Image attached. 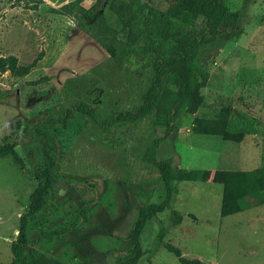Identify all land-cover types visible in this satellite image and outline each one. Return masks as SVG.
I'll use <instances>...</instances> for the list:
<instances>
[{
	"label": "rangeland",
	"instance_id": "rangeland-1",
	"mask_svg": "<svg viewBox=\"0 0 264 264\" xmlns=\"http://www.w3.org/2000/svg\"><path fill=\"white\" fill-rule=\"evenodd\" d=\"M74 1L40 0L33 9V0H0V57L15 56L20 65H29L45 53L28 76H0V90L8 92L0 100V140L16 142L25 163L22 168L11 157L0 158V264L12 262L20 217L29 210L30 197L49 165L47 140L61 175L96 189L76 192L56 177L47 199L60 212L49 215L46 208L30 224V239L43 253L67 264L127 261L133 248L128 238L141 209L165 199L158 168L142 160L149 145L166 132L154 125L153 117L111 129L77 112L67 125L60 122L80 102L92 105L103 120L130 111L142 103L153 78L152 69H144L137 57L129 67L119 64L94 36L77 27L73 16L54 12ZM113 1L135 0H82L75 9L100 5L107 22L121 30L110 10ZM144 1L162 10L172 4ZM224 1L229 10L225 35L204 47L197 60L211 80L202 93L206 106L196 116L217 118L222 107L231 106L237 114L233 128L246 135L240 144L197 135L189 131L194 115L178 118L181 134L162 142L156 158L183 170L185 179L171 208L159 220L147 222L141 238L145 255L138 264H181L166 245L206 264H264V205L222 218L223 186L212 181L216 170L264 169V0ZM43 78L47 80L36 86L29 84ZM91 200L94 206L81 227L63 238L43 240L42 232L67 230L76 210ZM172 210L184 216L180 226L173 225ZM46 217L49 222L43 225ZM162 229L166 236L159 244Z\"/></svg>",
	"mask_w": 264,
	"mask_h": 264
},
{
	"label": "trees",
	"instance_id": "trees-1",
	"mask_svg": "<svg viewBox=\"0 0 264 264\" xmlns=\"http://www.w3.org/2000/svg\"><path fill=\"white\" fill-rule=\"evenodd\" d=\"M171 1L168 10L151 5L144 0L131 3L113 1L110 10L118 17L122 29L111 26L100 5L85 9L80 5L82 0L67 4L57 14L73 16L78 28L94 36L100 46L119 64L123 66L137 57L144 69L150 68L153 78L149 89L142 97V103L130 111L122 110L110 119L103 120L97 110L90 104L80 102L69 111L63 125L73 117V112L90 118L104 129H111L115 125L138 124L146 117L154 118V125L166 129L161 139L154 140L145 150L142 160L149 166L159 170V177L164 185V201L151 204L140 211L139 219L128 240L132 244L130 258L120 264H138L145 255L141 238L148 221L158 219V215L171 208V202L176 194L177 186L185 179V172L178 169L167 160H157L156 151L159 146L172 134L178 133V118L185 115H197L201 108H205L203 91L208 87L211 75L201 67L197 60L201 50L212 44L220 36L225 35L223 24L228 16V7L224 0H167ZM36 9L40 0H33ZM42 51L29 65H20L15 56L0 57V76L9 72L13 77L28 76L44 58ZM129 67V66H128ZM46 78L30 82L36 86ZM8 97V92L0 90V100ZM237 114L231 106L222 107L219 117H195L190 132L197 135L219 136L226 142L240 144L245 138V131L233 128V118ZM44 137L45 134L40 131ZM46 158L49 165L42 171L43 180L30 197L29 210L20 217V228L17 238L11 243V264H67L60 259L40 251L35 242L30 239V224L47 208L49 215L60 212L59 205H51L47 197L54 187L55 179L62 178L76 192H87L96 188L90 182H78L61 175V166L52 155L54 148L49 140ZM17 143H2L0 140V158L11 157L12 160L24 168L25 163L17 151ZM214 183L223 186L221 217L225 218L239 214L247 209L264 204V169L216 170L213 175ZM81 185H86L80 189ZM248 199L246 205L242 200ZM95 201L84 202L77 209L74 218L68 222L67 230L42 232L43 240L53 241L55 237L63 238L70 230L81 227L94 206ZM194 221L197 218L190 215ZM174 226L183 223L184 216L172 210ZM44 218L41 223L48 224ZM166 236L162 229L158 235L159 244H163ZM166 249L174 254L181 264H206L199 259L190 260L183 256L180 249L173 245H166Z\"/></svg>",
	"mask_w": 264,
	"mask_h": 264
},
{
	"label": "crops",
	"instance_id": "crops-1",
	"mask_svg": "<svg viewBox=\"0 0 264 264\" xmlns=\"http://www.w3.org/2000/svg\"><path fill=\"white\" fill-rule=\"evenodd\" d=\"M34 70V69H33ZM32 70V71H33ZM31 74V73H30ZM195 117H196V115H194ZM191 129V128H190ZM190 129H189V131H190ZM192 133V132H191ZM176 134H181V131H179L178 133H175V134H172V135H176ZM263 168V167H262ZM250 171V170H249ZM215 173V172H214ZM186 175H187V173H186ZM212 180H213V178H212ZM220 185V184H219ZM222 198H223V195H222ZM263 198H264V195H263ZM264 204H262V205H260V206H263ZM221 206H222V202H221ZM260 206H258V207H260ZM257 207V206H256ZM220 213H221V208H220ZM186 215L188 214V212H186L185 213ZM185 222V218H184V220H183V223ZM182 223V224H183Z\"/></svg>",
	"mask_w": 264,
	"mask_h": 264
}]
</instances>
